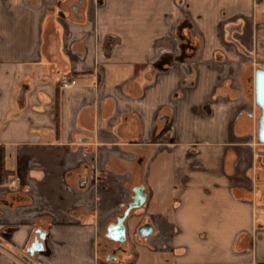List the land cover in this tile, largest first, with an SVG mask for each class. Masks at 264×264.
Instances as JSON below:
<instances>
[{"label":"crops","instance_id":"crops-1","mask_svg":"<svg viewBox=\"0 0 264 264\" xmlns=\"http://www.w3.org/2000/svg\"><path fill=\"white\" fill-rule=\"evenodd\" d=\"M260 66L255 0H0V264H264Z\"/></svg>","mask_w":264,"mask_h":264},{"label":"water","instance_id":"water-1","mask_svg":"<svg viewBox=\"0 0 264 264\" xmlns=\"http://www.w3.org/2000/svg\"><path fill=\"white\" fill-rule=\"evenodd\" d=\"M254 102L257 107L262 111V115L258 120V132L257 139L260 145H264V71L257 69L254 75ZM134 207L139 206L143 200L141 189L135 190ZM43 238V235L41 236ZM107 238L122 243L124 241V227L122 221H119L117 225L112 226L108 230ZM43 245L40 240H35L30 246L29 252L31 254L36 252H42Z\"/></svg>","mask_w":264,"mask_h":264},{"label":"rangeland","instance_id":"rangeland-1","mask_svg":"<svg viewBox=\"0 0 264 264\" xmlns=\"http://www.w3.org/2000/svg\"><path fill=\"white\" fill-rule=\"evenodd\" d=\"M264 67L261 66L257 69H263ZM242 81V80H241ZM242 85V92L244 94L245 101L250 103L251 99L253 97V88L252 84L248 83H241ZM261 115V110L257 108L255 109V116L256 119L259 118ZM264 148L262 145H259L257 147V151H263ZM253 187L255 194L257 195L258 198V206L259 208L256 211V219L260 221L261 223L264 222V214L263 210L264 209V156H258L257 154L255 155V172H254V180H253ZM123 264V263H122Z\"/></svg>","mask_w":264,"mask_h":264},{"label":"built area","instance_id":"built-area-1","mask_svg":"<svg viewBox=\"0 0 264 264\" xmlns=\"http://www.w3.org/2000/svg\"><path fill=\"white\" fill-rule=\"evenodd\" d=\"M263 1V3H264V0H262ZM74 84V82L72 81L71 83H62V87L63 88H67V87H69L70 85H73ZM89 166H90V171H91V173H92V169H93V167L89 164Z\"/></svg>","mask_w":264,"mask_h":264},{"label":"flooded vegetation","instance_id":"flooded-vegetation-1","mask_svg":"<svg viewBox=\"0 0 264 264\" xmlns=\"http://www.w3.org/2000/svg\"><path fill=\"white\" fill-rule=\"evenodd\" d=\"M257 108L260 109L259 107H257ZM261 115H262V111H261ZM261 115H260V117H261ZM260 117L258 118V120L260 119ZM257 132H258V130H257ZM262 146L264 148V145H262ZM259 154H260V156H264V150L263 151H260Z\"/></svg>","mask_w":264,"mask_h":264},{"label":"trees","instance_id":"trees-1","mask_svg":"<svg viewBox=\"0 0 264 264\" xmlns=\"http://www.w3.org/2000/svg\"><path fill=\"white\" fill-rule=\"evenodd\" d=\"M256 4H262L263 1L262 0H255Z\"/></svg>","mask_w":264,"mask_h":264}]
</instances>
